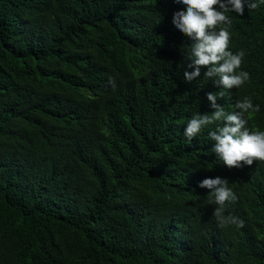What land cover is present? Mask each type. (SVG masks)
<instances>
[{
    "label": "trees",
    "instance_id": "16d2710c",
    "mask_svg": "<svg viewBox=\"0 0 264 264\" xmlns=\"http://www.w3.org/2000/svg\"><path fill=\"white\" fill-rule=\"evenodd\" d=\"M176 0H0V264H264V161L229 169L206 127L204 78L191 83ZM232 19L229 51L250 80L225 91L226 112L250 97L264 131V3ZM114 78L116 88L109 84ZM237 200L221 227L204 179Z\"/></svg>",
    "mask_w": 264,
    "mask_h": 264
},
{
    "label": "clouds",
    "instance_id": "9594fccd",
    "mask_svg": "<svg viewBox=\"0 0 264 264\" xmlns=\"http://www.w3.org/2000/svg\"><path fill=\"white\" fill-rule=\"evenodd\" d=\"M182 3L186 11L173 14L172 23L190 40L187 48L192 63L191 72H184V79L191 83L201 75V67H207L204 78L213 80L223 90L239 88L250 80L247 71L240 70L245 52L240 50L235 54L229 51L232 19L229 13L244 15L245 6L255 10L264 0H176ZM109 84L116 88L114 78ZM207 93V100L214 110L211 114L197 113L193 115L184 128V136L193 140L206 127L217 124L209 137L214 141L211 149L216 157L229 169L252 166L256 161H264V131L250 129L248 115L260 111L259 105H254L250 97L245 96L235 104V111L226 112L217 101L222 99L225 91ZM200 188L210 190L208 203L215 204L213 215L221 227L234 225L238 228L245 226L244 221L234 215H224L225 203L235 202L237 196L229 181L216 177L204 179Z\"/></svg>",
    "mask_w": 264,
    "mask_h": 264
}]
</instances>
